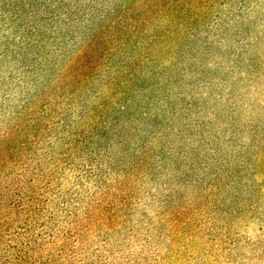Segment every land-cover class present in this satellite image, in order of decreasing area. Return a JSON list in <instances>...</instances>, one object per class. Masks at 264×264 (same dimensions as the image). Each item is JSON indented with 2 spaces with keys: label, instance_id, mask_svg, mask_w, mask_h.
Returning <instances> with one entry per match:
<instances>
[{
  "label": "rangeland",
  "instance_id": "374dc122",
  "mask_svg": "<svg viewBox=\"0 0 264 264\" xmlns=\"http://www.w3.org/2000/svg\"><path fill=\"white\" fill-rule=\"evenodd\" d=\"M150 31L161 35L160 28ZM49 43L48 51L59 47L63 52L58 58L49 53L52 58L45 61L57 72L70 59V45ZM9 47L0 40V78L5 79L0 81V106L5 109L11 107L6 100L14 101L8 77L16 74L10 73L15 61L9 58ZM123 53L107 63L117 65ZM152 54L151 63L139 65L137 73L143 78L129 90L137 105L130 110L132 126L140 131L132 141L119 144L115 163L124 150L122 163L135 162L133 143L138 142L148 149L147 177L131 182L129 164L119 167L127 172L123 177L102 175L110 187H120L117 181L131 182L120 224L101 231L84 218L76 230L65 217L66 231L72 228L75 234L65 248H47L42 262L264 264V0L204 2L197 19L155 40ZM37 77L41 83L50 76ZM59 131L50 132L56 137ZM51 133L43 136V150L50 146ZM47 153L44 150L42 157ZM72 177L67 175L60 186L68 210L77 205L70 200ZM55 185L57 189L59 183ZM87 192L93 193L82 186L80 197ZM177 207L183 217L177 245H172L165 236L172 225L164 229L157 218Z\"/></svg>",
  "mask_w": 264,
  "mask_h": 264
},
{
  "label": "trees",
  "instance_id": "16d2710c",
  "mask_svg": "<svg viewBox=\"0 0 264 264\" xmlns=\"http://www.w3.org/2000/svg\"><path fill=\"white\" fill-rule=\"evenodd\" d=\"M107 1L0 0V40L12 46L9 58L15 68L10 73H16L8 77L14 101L6 100L11 104L6 109L0 106V264H45L41 258L47 248L63 249L75 234L72 228L66 231L65 217L76 230L85 218L101 231H113L125 216L131 182L147 177L148 149L138 142L132 150L136 161L122 163L124 150L115 165L119 144L140 131L132 126L130 110L137 105L130 87L143 78L139 65L154 58V41L193 22L209 0ZM153 28H160L161 35L151 33ZM50 40L70 45V59L57 72L45 61L63 52L59 47L48 51ZM120 51L117 65L107 63ZM41 73L50 76L48 82L38 81ZM56 129L60 135L55 137L50 131ZM46 133L52 141L43 158ZM128 164L131 171L123 173L119 167ZM126 174L131 182L117 181L120 187L101 180L102 175ZM67 175L74 176L70 200L77 203L70 210L60 190ZM84 185L93 193L80 197ZM181 210L157 218L164 229L172 225L165 235L172 245H177Z\"/></svg>",
  "mask_w": 264,
  "mask_h": 264
}]
</instances>
